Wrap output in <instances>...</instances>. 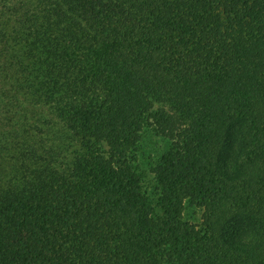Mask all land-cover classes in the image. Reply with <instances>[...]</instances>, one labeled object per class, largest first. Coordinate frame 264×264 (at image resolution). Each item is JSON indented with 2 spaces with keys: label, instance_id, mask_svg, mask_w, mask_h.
I'll return each instance as SVG.
<instances>
[{
  "label": "trees",
  "instance_id": "16d2710c",
  "mask_svg": "<svg viewBox=\"0 0 264 264\" xmlns=\"http://www.w3.org/2000/svg\"><path fill=\"white\" fill-rule=\"evenodd\" d=\"M0 264H264V0H0Z\"/></svg>",
  "mask_w": 264,
  "mask_h": 264
},
{
  "label": "rangeland",
  "instance_id": "374dc122",
  "mask_svg": "<svg viewBox=\"0 0 264 264\" xmlns=\"http://www.w3.org/2000/svg\"><path fill=\"white\" fill-rule=\"evenodd\" d=\"M149 130L151 131V135L147 136L143 140V146L148 151L147 157L149 158H140V163L142 167L146 170L148 176V183H147V190L149 192H153L154 190V173L151 172L154 168L155 161L157 160V154L161 155L162 152L165 151L167 147V139L158 131H155L153 127H150ZM153 183V185H152ZM187 203H186V211L185 216L189 220L193 222L200 223L202 219V211L200 210H193L191 207L187 210Z\"/></svg>",
  "mask_w": 264,
  "mask_h": 264
}]
</instances>
